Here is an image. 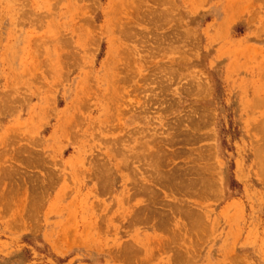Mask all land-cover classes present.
Listing matches in <instances>:
<instances>
[{
    "label": "rangeland",
    "instance_id": "1",
    "mask_svg": "<svg viewBox=\"0 0 264 264\" xmlns=\"http://www.w3.org/2000/svg\"><path fill=\"white\" fill-rule=\"evenodd\" d=\"M263 118L264 0H0V264H264Z\"/></svg>",
    "mask_w": 264,
    "mask_h": 264
},
{
    "label": "bare ground",
    "instance_id": "2",
    "mask_svg": "<svg viewBox=\"0 0 264 264\" xmlns=\"http://www.w3.org/2000/svg\"><path fill=\"white\" fill-rule=\"evenodd\" d=\"M105 25H106V24H105ZM108 26H109V25H108ZM105 28H106V26H105ZM106 29H108V28H106ZM94 34H95V33H94ZM96 34H97V33H96ZM107 53H108V52H107ZM110 53H111V51H110ZM108 54H109V53H108ZM108 54H107V56H108ZM108 57H109V56H108ZM110 58H111V56H110L109 58H107V59H110ZM107 59H106V60H107ZM206 85H207V84H205V86H206ZM205 88H206V87H205ZM259 103H260V102H259ZM259 103H258V104H259ZM263 119H264V118H263ZM263 119H262V120H263ZM262 124L264 125V122H263V121H262ZM262 124L260 123V126H259L260 131H261V128H262V126H263ZM259 129H258V130H259ZM263 130H264V126H263ZM262 133H264V131H263ZM262 147H263V146H262ZM259 152L262 153L261 151H259ZM262 154H263V153H262ZM260 156H261V155H260ZM260 156H259V157H260ZM257 158H258V157H257ZM260 159H261V158H259V160H260ZM263 159H264V155L262 156V159H261L263 164L261 163V160L259 161L260 164H262V165H264ZM257 162H258V160H257ZM257 162H256V163H257ZM260 164H259V165H260ZM259 165H258V167H259ZM262 167H263V166H262ZM262 167H259V168H262ZM262 169H264V168H262ZM263 172H264V170H263ZM207 179H208V178H207ZM208 182H209V181H208ZM190 185H191V184H190ZM191 186H193V185H191ZM203 187H204V186H203ZM204 188H206V187H204ZM194 215H195V214H194ZM194 215H193L192 212H188L186 222H190V223H192V224H195L197 218H196V216L193 217ZM196 215H197V217H198V214H196ZM22 216H23V215H22ZM194 218H196V219H194ZM198 219H199L200 221L202 220V219H200V217H199ZM201 224H202V222H201ZM193 226H194V225H193ZM192 228L194 229V227H192ZM193 229H192V230H193ZM194 230H195V229H194ZM203 231H204V230H203ZM203 231L200 230V233H203Z\"/></svg>",
    "mask_w": 264,
    "mask_h": 264
}]
</instances>
